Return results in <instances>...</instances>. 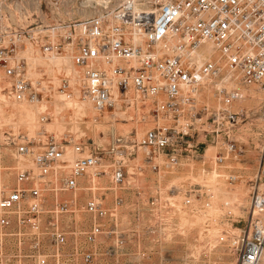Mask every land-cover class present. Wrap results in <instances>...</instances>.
Returning <instances> with one entry per match:
<instances>
[{
    "label": "built area",
    "instance_id": "built-area-1",
    "mask_svg": "<svg viewBox=\"0 0 264 264\" xmlns=\"http://www.w3.org/2000/svg\"><path fill=\"white\" fill-rule=\"evenodd\" d=\"M41 3L0 0V9L9 4L7 19L28 21L38 18L34 10ZM63 28L69 30L61 48L72 53L71 60L81 68L78 88L93 111L115 109L118 102L129 106L132 96L148 107L143 117L151 120V128L142 135L118 134L110 149L102 151H96V142L89 138V154L87 145L72 139L59 143L51 134L39 146V139L27 136L17 153L32 157L34 167H14L13 185L0 189V264L24 256L25 248L33 264H90L113 215L103 197L91 196L79 205L81 192L87 191L80 187L91 183V174L101 166L112 172L113 184L121 186L128 157L137 171L164 178L205 152L193 145L200 136L214 137L220 146L216 159L224 162L237 151L233 133L243 112L224 113L222 107L241 101L245 89L264 85V0H114L98 14ZM42 32L15 31L13 47L2 46L3 37L11 33L0 32V74L5 77L0 92H8L15 103L40 101L49 91L28 77L19 55L24 41ZM59 80L58 92L70 88L68 80ZM204 122L212 129L197 131ZM70 151L72 160L66 158ZM107 153L117 158L103 165ZM252 183L245 225L228 243L238 264H262L264 258V149ZM186 202L193 203L191 198ZM77 210L89 218L86 241L91 248L81 259L77 246L70 255L64 253L67 241L60 231L61 223L73 219L70 214ZM9 243L15 245L11 253ZM145 255L138 252L137 259L145 260Z\"/></svg>",
    "mask_w": 264,
    "mask_h": 264
},
{
    "label": "rangeland",
    "instance_id": "rangeland-1",
    "mask_svg": "<svg viewBox=\"0 0 264 264\" xmlns=\"http://www.w3.org/2000/svg\"><path fill=\"white\" fill-rule=\"evenodd\" d=\"M97 1L42 0L41 6L37 5L34 10V16L37 15L38 18L28 21L7 19L5 16L11 6L2 5L0 32L11 33L3 37L2 46L13 47L15 31L23 29L30 32L31 29L35 31L38 28L43 32L27 38L20 47L19 55L24 59L28 55L26 49L28 45H31L38 48L41 54L53 51V55L63 56L68 52L62 50L61 43L69 29L60 28L70 25L76 19L98 14L106 3L114 0H99L100 4ZM12 8L16 9L17 6L12 5ZM53 29L56 30L53 31ZM43 45L46 48L42 47ZM66 55H72V53ZM70 64L75 65L71 59ZM29 69L27 65L28 77L32 79L29 76ZM75 69L79 72L80 78L81 68L75 66ZM37 71L41 72L39 81L42 84L47 83L44 86L49 91L44 92L41 101L48 105L49 111L37 115V127L31 134L16 136L18 129L23 125L16 119L11 123H0V149L3 151L0 154L2 189L13 185L14 167H34L32 157L17 153V146L24 142L27 136L39 139L41 143L38 144L39 146L45 145L49 136L53 134L59 143H64L65 139H72L73 142L82 143L89 148L88 144L91 142L89 138H92L96 142V151H102L103 148L110 149L112 140L118 134H126L130 131H136L138 135L144 134L146 129L143 126L151 122L150 119H144L143 112L146 110L143 106L125 105L119 110L109 109L110 113L106 117L102 116L104 111L98 113L95 116L96 119L99 121L105 119L108 126L97 128L98 126L92 124L95 122L93 118L67 113L64 104H59L58 100L53 97L57 94L53 89L57 88L56 91H58L57 86L60 80L57 79V84L54 85L52 82L54 80L46 71L45 63L38 64ZM57 77L60 78V74ZM79 78L76 77L74 82L70 83L74 85ZM65 79L70 81L68 78ZM257 87L259 85L244 91V101L237 109L243 112V115L239 116V123L234 127L233 135L238 146L236 153H232L227 160L215 167L211 159L218 155L220 149L215 151L210 147L211 150L207 156L202 152L195 159L185 160L180 168L165 174L164 178H158L157 174L149 170L137 171L134 169L135 161L133 162L128 157L125 158L126 178L121 186L113 184L110 170L103 171L105 168L101 166L98 168V178L95 183L101 190L82 191L79 205L84 204L85 200L91 196L103 197L113 215L109 216L110 218L106 221L109 227L99 238L93 261L90 264H238L237 253L228 243L232 237L240 233L245 225L253 187L252 181L260 165V155L264 149V99L256 97L257 93L254 89ZM62 92L75 98L79 90L65 87L60 90V93ZM2 95L6 96V100L1 99ZM79 96L82 97L80 92ZM10 97L8 92H0V105L3 111L18 105ZM30 105L34 104L30 103ZM235 105L237 103L233 104L231 109L235 110ZM116 111H133L137 114L135 120L124 123L120 122V117L115 114ZM45 115L48 119L42 120ZM62 117L66 121L65 127L55 128V120ZM73 121L80 126L78 131L72 130ZM209 143H214L213 136L207 138L200 136L193 145L202 150ZM102 157L103 160L100 163L110 165L114 163V157L116 159L117 154L107 153ZM66 158L72 160L75 155L70 151ZM214 168L224 174L223 183L229 191L247 193L245 201L237 204L236 210L232 207L233 203L226 205L225 202H221L218 204L219 207L216 206V203L212 201L214 200L213 192L204 185H196L195 179L200 177L201 170L209 173ZM231 175L236 176L237 179L231 180ZM188 198H191L192 204L186 202ZM216 207H218V213ZM70 215L73 219H65L68 223L63 222L60 225V231L64 233L65 241H67L64 253L70 255V249L77 246V257L81 259L82 253L91 248L86 241L89 218L82 210H77ZM7 249L11 253L15 250V245L9 243ZM24 250V256L4 260V264H33V260L29 258L30 251L27 248ZM138 252L146 253L145 260L137 259ZM262 264H264V258Z\"/></svg>",
    "mask_w": 264,
    "mask_h": 264
},
{
    "label": "bare ground",
    "instance_id": "bare-ground-1",
    "mask_svg": "<svg viewBox=\"0 0 264 264\" xmlns=\"http://www.w3.org/2000/svg\"><path fill=\"white\" fill-rule=\"evenodd\" d=\"M97 2H98V4L101 3L99 0ZM172 46L173 45H170L169 48H172ZM22 52H25V51H22ZM26 52H28L27 53L28 55L24 59H25V63L30 67L28 72L30 73L29 76H31L32 79H35V81L39 80V77L41 76V72L37 71V66L40 63H45L46 71L48 72L50 77L54 80V81H52V82H54V85L57 84L56 83L57 79L59 80L62 78L64 80H67L65 78H68L70 80L69 86L72 88V90H74L75 88H78L76 86H78L79 80H77L74 85L71 84L74 82L73 80L76 79V77L79 78L78 77L79 72L75 69V65L70 64V59L72 58L71 55L65 54L63 56L57 57V56L53 55L52 52H49V51H46V52L41 54L38 51V48H34L31 45H28ZM59 74H60V78L57 77ZM61 75H62V77H61ZM4 80H5L4 75L0 74V83H2ZM44 84L47 85V83H44ZM251 88H254V86L249 87V88L245 89L244 91H246V90L248 91ZM56 90H57V88L53 89V91H55L59 95L56 94V95H53V97H55L56 100H58L59 104H64V107H65L67 113H72V114L78 115L79 117L87 116L89 118H93V120L95 122L92 124H95L96 126H98L97 128H100V127L103 128V127L108 126V125H106L105 119L101 120V121L96 119L97 117H95V116L98 115V113L94 112L93 109L91 108V106L81 96H79V92H80L79 88H78L79 92L76 93L77 96L75 98H71L66 93H64V92L60 93ZM254 90H255V93H257L256 97H258V99H264V85H261V86L255 88ZM244 98H245V95H244ZM244 98L241 101L237 102V105H235V110L231 109L230 107L223 106L222 112H224V113L229 112V113L240 115L241 111L237 110V109L239 108L238 106H240V104L244 101ZM1 99L6 100V96L2 95ZM28 104L27 103H21V104L18 103L17 106H13V108H11L9 110L7 109L5 111H3L4 109L0 105V123L1 122H7V123L10 122L11 123V121L14 119L23 123V125H21L20 128L18 129L16 136H22L23 134H26V133H30V134L33 133L32 132L33 129L35 127H37L36 126L37 115L40 113H44V112L49 111L48 105L45 102L43 103V101H41V100L35 101L33 103L34 105H30V103H28ZM129 106L140 107L142 105H140L139 102L135 101L131 96ZM119 108H122V106L118 102L115 109L119 110ZM147 108H148L147 106H144V109L147 110ZM109 113H110L109 110H105L102 116L106 117L107 114H109ZM115 114L118 115V117H120V122L125 123V122H131V121L135 120V118H136L135 115L137 113L134 114L133 111L132 112L131 111H128V112L116 111ZM239 119H238V123H239ZM73 123L74 124H72V130L78 131L80 129V126L77 124L76 121H73ZM65 125H66V121L63 117L56 119L54 122V127L57 129H62L65 127ZM143 128H145L147 131L149 128H151V124L146 123V125H144ZM211 129H212L211 125L207 122H204V123L199 124V128L197 129V131H207V130H211ZM105 142H107V141H105ZM210 147L215 149V151L218 148L220 149V146L218 144L209 143V144H207L205 152H204L205 156H207L210 153V151H209V150H211ZM86 148H87L86 154H89L91 152V150L88 146ZM2 152L3 151L0 150V154ZM228 158L229 157H227V159ZM211 161H212L211 163L214 167L217 164H219V162L215 156L212 157ZM224 177L225 176L223 173L218 171V169L214 168L209 173H206L205 170L204 171L201 170L200 177L196 178L195 180H196V185H204L209 190H211L213 192L212 197L214 198V200L212 199V201L216 203V206H218V204L221 202H225L226 205L233 203L232 207L235 208V210H236L238 208L237 204H241L242 202L245 201V199H246L245 196L247 193H245V192L240 193L237 191H229L223 183ZM96 178H98V177H97V173L95 171L90 176L91 183H89L87 185H82L80 188L81 189L83 188L84 190H87V191H93V192H95L97 190H101L100 188L97 187V185L95 183ZM2 188H3V186L0 185V189H2ZM209 197H210V194H209ZM210 200H211V197H210ZM218 207H216L217 213L219 212Z\"/></svg>",
    "mask_w": 264,
    "mask_h": 264
}]
</instances>
